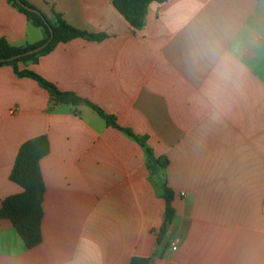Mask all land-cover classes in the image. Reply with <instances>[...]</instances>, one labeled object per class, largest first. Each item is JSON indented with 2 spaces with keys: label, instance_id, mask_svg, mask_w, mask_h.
I'll use <instances>...</instances> for the list:
<instances>
[{
  "label": "crops",
  "instance_id": "0c3cea01",
  "mask_svg": "<svg viewBox=\"0 0 264 264\" xmlns=\"http://www.w3.org/2000/svg\"><path fill=\"white\" fill-rule=\"evenodd\" d=\"M28 1L105 37L60 43L19 69L91 101L170 163L150 169L146 149L92 107L57 103L0 67V209L24 191L11 180L21 146L50 141L42 243L27 248L0 219V264H264V0L153 2L140 30L114 0ZM44 38L0 0V39ZM165 181L176 215L159 241Z\"/></svg>",
  "mask_w": 264,
  "mask_h": 264
},
{
  "label": "trees",
  "instance_id": "16d2710c",
  "mask_svg": "<svg viewBox=\"0 0 264 264\" xmlns=\"http://www.w3.org/2000/svg\"><path fill=\"white\" fill-rule=\"evenodd\" d=\"M28 20L36 27L42 28L45 38L35 44L26 46H13L5 39H0V67L11 65L16 74L20 77H30L36 80L45 88L52 97L60 104L80 105L87 104L96 110L108 123L129 136L133 137L148 153V166L152 170L167 169L169 159L166 156L156 157L148 146L147 136H138L132 130L123 128L118 124L117 118L107 114L91 101L81 98L73 92L59 90L56 85L45 80L31 70H20L19 63L35 60L39 55L48 54L60 43H66L76 38L90 40H101L105 37L102 34H90L68 24L60 15L56 14V20L52 22L47 16L28 0H9ZM167 0H114V6L137 30L144 27L148 8L151 3H164ZM47 44L39 53L25 55L15 58L28 51ZM12 58H15L11 60ZM50 152V141L46 135L39 136L24 143L18 153L14 168L11 173V180L20 185L24 191L7 197L0 209V219H9L19 235L24 240L27 248H34L42 243V220L44 217L43 202L45 196V182L41 171V160ZM163 197L166 201L165 221L160 229L159 241L167 234L169 226L173 223L176 210L173 205L174 192L168 187L165 181L162 184ZM152 258L134 257L131 264H152Z\"/></svg>",
  "mask_w": 264,
  "mask_h": 264
},
{
  "label": "water",
  "instance_id": "95a60500",
  "mask_svg": "<svg viewBox=\"0 0 264 264\" xmlns=\"http://www.w3.org/2000/svg\"><path fill=\"white\" fill-rule=\"evenodd\" d=\"M18 1H20V0H18ZM46 46H47V44H45V45H43V46H41V47H38V48H36V49H34V50L28 51V52H26V53H24V54H22V55H19V56L15 57V58H21V57H23V56H25V55H31V54L39 53V52H41ZM15 58H12L11 60H13V59H15Z\"/></svg>",
  "mask_w": 264,
  "mask_h": 264
},
{
  "label": "built area",
  "instance_id": "2783aa9c",
  "mask_svg": "<svg viewBox=\"0 0 264 264\" xmlns=\"http://www.w3.org/2000/svg\"><path fill=\"white\" fill-rule=\"evenodd\" d=\"M173 249H174V250H176V249H177V247H176V246H174V247H173Z\"/></svg>",
  "mask_w": 264,
  "mask_h": 264
}]
</instances>
